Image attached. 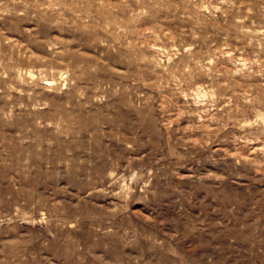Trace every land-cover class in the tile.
<instances>
[{
	"label": "rangeland",
	"instance_id": "1",
	"mask_svg": "<svg viewBox=\"0 0 264 264\" xmlns=\"http://www.w3.org/2000/svg\"><path fill=\"white\" fill-rule=\"evenodd\" d=\"M0 264H264V0H0Z\"/></svg>",
	"mask_w": 264,
	"mask_h": 264
}]
</instances>
